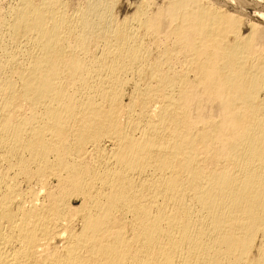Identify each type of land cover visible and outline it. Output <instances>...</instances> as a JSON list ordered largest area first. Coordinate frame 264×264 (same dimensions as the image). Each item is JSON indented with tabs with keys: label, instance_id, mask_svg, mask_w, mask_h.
I'll return each mask as SVG.
<instances>
[{
	"label": "bare ground",
	"instance_id": "1",
	"mask_svg": "<svg viewBox=\"0 0 264 264\" xmlns=\"http://www.w3.org/2000/svg\"><path fill=\"white\" fill-rule=\"evenodd\" d=\"M123 2L0 0V264H264V24Z\"/></svg>",
	"mask_w": 264,
	"mask_h": 264
},
{
	"label": "rangeland",
	"instance_id": "2",
	"mask_svg": "<svg viewBox=\"0 0 264 264\" xmlns=\"http://www.w3.org/2000/svg\"><path fill=\"white\" fill-rule=\"evenodd\" d=\"M121 1L123 2L124 0H121ZM127 1L128 0L124 1L122 3V5L120 3L119 7L120 6L122 7V8L120 7L121 11H123L127 8L126 6L128 5V3L125 4ZM134 1H136V0H134ZM204 1L209 2V0H204ZM211 1L209 3H211ZM213 1L214 2H212V5L215 7H218L217 5L223 4L224 7L220 5L221 7L219 6V8H221V9L224 8L228 11L230 10L229 12L234 13V14H236L238 12L237 14H239V15H241L240 13L242 12V14H243L242 17L243 18L246 17L244 19L248 18L247 20H249L250 22L253 21V23L258 22L260 24H264V20L259 15V11L264 9V0L263 1L262 0H241V1H239V0L238 1L237 0H213ZM218 1H219V3H218ZM1 2L6 3L7 0H1ZM215 2H216V4L217 3L218 4L216 5ZM220 2H222V3H220ZM224 3H226V5H228V6L226 7ZM235 7H237V8H235ZM237 9L238 10L241 9V12H240V10L238 11ZM231 10H233V11H231ZM234 11H236V12H234Z\"/></svg>",
	"mask_w": 264,
	"mask_h": 264
}]
</instances>
